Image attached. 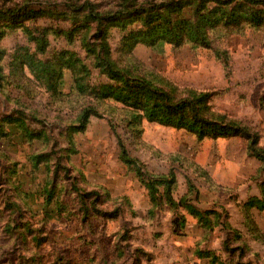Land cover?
Instances as JSON below:
<instances>
[{
	"label": "rangeland",
	"instance_id": "1",
	"mask_svg": "<svg viewBox=\"0 0 264 264\" xmlns=\"http://www.w3.org/2000/svg\"><path fill=\"white\" fill-rule=\"evenodd\" d=\"M257 137L264 0H0V264H264Z\"/></svg>",
	"mask_w": 264,
	"mask_h": 264
},
{
	"label": "trees",
	"instance_id": "2",
	"mask_svg": "<svg viewBox=\"0 0 264 264\" xmlns=\"http://www.w3.org/2000/svg\"><path fill=\"white\" fill-rule=\"evenodd\" d=\"M253 1V0H252ZM256 3L258 1H255ZM92 13V12H91ZM40 13H34V15H39ZM93 15V14H92ZM257 16V15H256ZM207 20L209 21L210 18L208 17H202V20ZM200 22V23H201ZM156 26L154 28H152L151 32L155 33ZM105 48V46H104ZM105 49H102V51ZM106 67H107V71L108 73L111 75V80H118L119 77L121 76L122 72H119L116 70V68L114 67V64L112 63L111 60H106ZM144 89L139 88L138 86H136V88L134 87V85L131 86V89L129 90V92H126L123 89H116L112 86H107L105 88V92L106 95L104 96V98H108L110 93H112V95H115L117 98V100L119 101H123L124 99L126 100H130V99H137L138 96H142L145 95L144 100H147V98L149 97H156V101L155 102H150L148 103L146 106H143V109L145 111H147V115L148 117L159 121L162 124H166V125H184V126H188V123H190V118L188 116L187 111L184 109V107H174L171 106L169 104V101H167L168 99L166 98V96L164 95H160L159 91L157 89L154 90H146V92H144ZM167 95V94H165ZM158 100L162 101V102H158ZM192 112H194V114H196L197 112L195 110H192ZM96 116L97 114L86 110L84 111V113L79 117L78 122L80 123V128L81 127H86V124L88 123V120L91 116ZM199 114H197L196 119H199ZM205 123V126L208 127V131H206V128H202V135L201 138H205L207 135L212 134V136L214 138H217L218 136H226L229 135L231 133H235L236 136L242 135L243 132L246 130L242 129L240 126H236L233 124L230 125H225L222 126L220 124H216L214 122H208V121H202V123ZM251 135H246V138L250 141L251 137H249ZM258 136V135H257ZM39 138V136L37 137ZM124 148V147H123ZM250 150L252 151V154L261 162H264V151L262 148L259 147L258 145V137L257 139H255L254 142H252ZM152 190H154V185L151 186ZM155 191V190H154ZM250 206H254L255 208H258V210L260 212H264V197L263 199H254L251 201Z\"/></svg>",
	"mask_w": 264,
	"mask_h": 264
}]
</instances>
